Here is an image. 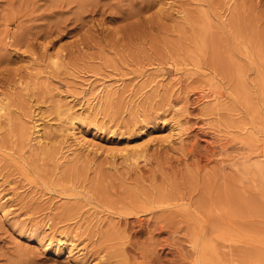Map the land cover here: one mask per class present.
<instances>
[{
	"label": "rangeland",
	"instance_id": "rangeland-1",
	"mask_svg": "<svg viewBox=\"0 0 264 264\" xmlns=\"http://www.w3.org/2000/svg\"><path fill=\"white\" fill-rule=\"evenodd\" d=\"M0 100V264H264V0H0Z\"/></svg>",
	"mask_w": 264,
	"mask_h": 264
},
{
	"label": "bare ground",
	"instance_id": "bare-ground-1",
	"mask_svg": "<svg viewBox=\"0 0 264 264\" xmlns=\"http://www.w3.org/2000/svg\"><path fill=\"white\" fill-rule=\"evenodd\" d=\"M51 62L53 65H57V63L59 62L58 54L51 56ZM90 86H88L90 96L88 94H87L88 97H87V95H85V97L87 99V101H86L87 103L93 100V103L100 104L101 102L106 101L112 94H114L113 88L108 83L104 82V83H100L98 85L95 84L94 86L93 85H90ZM93 103H92V105H93ZM65 105H66V102H65ZM63 106H64V104L62 102H58V107H61V109H62L61 113L66 114V121H68V123L70 124L67 127V130L70 132L69 134L74 139L73 145L75 146L76 149H79V148L83 149V147H85L86 150L87 149H90V150L94 149L95 152L111 151V152H113V156H115L116 153H118L119 155H121L127 159L137 160L139 157H142L145 154L147 149L150 147V144L156 141V137H154L156 134L153 133L154 135L152 134V136H147V137L145 136L144 137L145 139L136 142L133 146H130V144H127V145L125 144L121 147L105 149L102 147V145L100 143H97L95 140H94L95 141L94 142L92 140L93 138H87V136H85L83 133H80V129L78 128V126L82 124V119H81V112L82 111L77 112V111L72 110L73 107H71V106H64V107ZM91 108H92V106H91ZM59 112H60V110H59ZM4 117L6 118V105L0 100V121H1V118H4ZM32 125H33V131H31V133L35 132V135H33L34 137H31L30 140H33L36 144L37 143L41 144L43 142V140L45 139L43 131H41V127L39 126V123H35ZM20 126H21V129H25V127H27L25 125H20ZM19 131H21V130H19ZM148 133H147V135H148ZM151 133H150V135H151ZM163 134H164V132H163ZM180 136H181V132H180L179 128L173 126L172 124H169V125H167L166 134L162 137V141H164V142L173 141L175 139V137L180 138ZM159 141H160V139H159ZM71 148H72V146H71ZM62 241H64V240H59V243H61ZM67 251H68L67 253L69 255L71 252V249L69 248ZM54 253H57V251L56 252L54 251Z\"/></svg>",
	"mask_w": 264,
	"mask_h": 264
}]
</instances>
